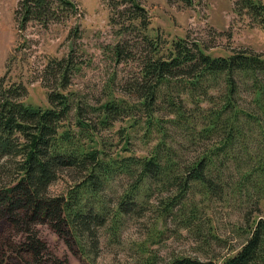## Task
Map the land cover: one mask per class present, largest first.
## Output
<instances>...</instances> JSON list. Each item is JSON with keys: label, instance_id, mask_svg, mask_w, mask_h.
<instances>
[{"label": "trees", "instance_id": "trees-1", "mask_svg": "<svg viewBox=\"0 0 264 264\" xmlns=\"http://www.w3.org/2000/svg\"><path fill=\"white\" fill-rule=\"evenodd\" d=\"M109 5L118 35L135 33L134 40L108 46L118 63H137L121 92L112 87L97 105L77 100L67 90L81 70L72 53L47 61L46 80L55 83L47 107L26 103L22 82L0 78V217L22 236L3 241L0 264L47 261L50 250L37 223L48 224L81 261L96 262L103 234L112 245L127 218L147 212L157 229L173 219L208 251L213 240L222 241L211 223L202 222L212 201L238 205L245 220L238 231L247 234L218 264H264V54L213 56L186 37L151 34L152 17L139 0ZM236 7L264 29L262 0H237ZM75 13L73 0H20L16 18L22 28L29 20L46 27ZM244 91L251 106L240 103ZM126 119L130 123L116 133L118 140L103 135ZM67 169L75 173L73 182L52 194ZM139 250L149 253L140 264H158V254L142 245ZM50 261L71 264L68 258ZM161 264L216 262L179 254Z\"/></svg>", "mask_w": 264, "mask_h": 264}, {"label": "rangeland", "instance_id": "rangeland-1", "mask_svg": "<svg viewBox=\"0 0 264 264\" xmlns=\"http://www.w3.org/2000/svg\"><path fill=\"white\" fill-rule=\"evenodd\" d=\"M19 1L0 0V78L6 76L11 81L22 82L28 90L23 99L26 103L49 106L47 94L55 83L46 80L44 68L50 57L71 53L75 62L81 64V70L73 75L67 90L75 92L81 103L97 105L107 99L112 87L117 92L122 91L123 81L136 70L137 63L131 60L118 63L111 57L108 46L126 37L134 40L135 33L118 35V27L109 22L110 0H73L77 13L62 22L51 21L44 27L38 21L29 20L23 28L16 18ZM139 1L152 17L151 34L158 31L169 40L186 37L191 42L200 43L213 56L230 55L239 50L264 54V29L252 14L238 10L237 0H193L191 5L177 0ZM76 27L78 32L72 35L71 30ZM251 97L249 91H244L240 103L251 106ZM73 116L74 111L71 114L74 122ZM129 123L127 119L119 120L113 128L102 133L111 140L112 135L118 140L116 133ZM134 144L138 154H142V140L136 137ZM74 174L72 170H64L50 192H64L73 182ZM114 192H120V188L115 187ZM261 207L264 210V200ZM260 214L255 213L254 217L258 218ZM243 216L244 211L234 203L210 202L203 211L202 222L211 223L222 241L213 240L212 245L205 248L208 251L200 250L193 235L173 219L160 224L157 229L153 226L151 212L142 218H127L120 239L112 240V245L107 243L106 234H103L99 256L92 263L75 256L48 224L37 223L34 227L50 250L43 264H52L50 260L54 258H68L71 264H140L142 256H149V253L141 255L140 245L142 249L158 254V264L179 254L213 260L218 264L220 257L236 252L247 236L238 231L239 226L245 224ZM20 236L0 217V246L5 239L15 242ZM11 264L26 262L14 259Z\"/></svg>", "mask_w": 264, "mask_h": 264}]
</instances>
